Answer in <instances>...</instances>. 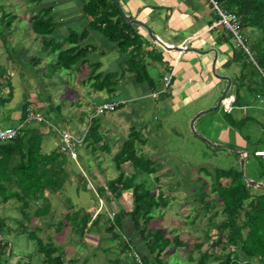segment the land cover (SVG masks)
I'll return each mask as SVG.
<instances>
[{
    "label": "crops",
    "instance_id": "obj_1",
    "mask_svg": "<svg viewBox=\"0 0 264 264\" xmlns=\"http://www.w3.org/2000/svg\"><path fill=\"white\" fill-rule=\"evenodd\" d=\"M117 1L126 16L144 23L165 45L179 47L180 50L163 49L137 25L132 29L142 38L138 50L132 44L123 47L119 44L121 39L111 41L101 30L90 25L92 18L85 12L87 0H0V77L9 88L7 94L11 91V97L0 110V115H4L3 121L11 126L2 127L3 121L0 120V129L21 125L27 115L23 117L24 108L27 112L40 114L44 122H32L26 126L40 134L43 152L48 153L60 143L57 132L54 137H46L52 132L50 125L67 130L71 125L76 131L72 133L82 136L89 122L91 128L94 127V136L88 134L78 149V163L80 161L88 168L83 173L96 178L98 186L114 178L107 181V178H100L99 174L104 173L102 162L107 158L110 164L113 163V155L126 141L130 128L140 131L141 139L145 141L143 147L146 148L142 152H147L146 158H161L167 141L172 142L173 139L184 147L200 146L191 138L190 121L198 112L215 105L217 91L224 89L226 84L222 77H229L223 73L232 65V50L235 48L229 41V33L215 26L218 17L207 0ZM117 18L116 15L112 19L116 21ZM83 33L86 34L82 37ZM71 34L74 36L69 40ZM14 47H18L22 57L16 58L11 54L10 48ZM75 47L82 48L83 52L76 64L70 69L59 67V53ZM130 55L145 65L146 70L140 74L139 80L135 72L127 68ZM25 64L30 65L29 71L33 76L41 74L48 80L42 84L47 92L57 85L51 80L53 78L67 75L73 80L70 85L59 88L57 94L50 92L42 103L39 93L32 87L34 77L24 73ZM106 76L113 79L100 90V82ZM21 77L29 79L25 84L30 86L29 92L21 87ZM166 77H171V86L161 93ZM2 91L7 92L4 88ZM117 101L123 102L121 108L103 117L90 118L98 104ZM44 109L45 114L42 112ZM49 116L55 117V123ZM224 129L230 130L227 125ZM176 135L179 138H173ZM152 160L157 162L158 174L161 164L156 159ZM70 176L73 184L75 179L77 182L73 188L86 190V186L79 185V180L74 179L76 175L69 171ZM127 193L130 192L124 195ZM45 195L50 203L54 200L70 202L58 194ZM9 202L0 205V219L4 222L0 234L3 238L1 244H10L12 257L10 255L8 260L1 258L0 264H40L41 255L30 233L35 228L40 229L36 236H39L38 232L47 231L54 212L32 218L30 226L24 229L19 227L23 223L22 215L16 205ZM85 212L90 213L88 210ZM101 228L97 227L89 234Z\"/></svg>",
    "mask_w": 264,
    "mask_h": 264
},
{
    "label": "trees",
    "instance_id": "obj_2",
    "mask_svg": "<svg viewBox=\"0 0 264 264\" xmlns=\"http://www.w3.org/2000/svg\"><path fill=\"white\" fill-rule=\"evenodd\" d=\"M220 1L224 9L238 16L242 36L246 42L249 41L250 50L258 52L256 59L252 56V63L241 47H233L231 62L237 63L240 70L237 78L233 81L231 79V87L236 89L235 93L230 94L233 95L234 101L230 111L224 112L223 118L230 130H238L251 123L263 130V137L254 142L251 154L247 148L241 147L239 150L246 155L245 162L252 156V159L259 163L257 181L264 184V164L260 163L264 156L257 154L264 152V119L260 122L258 116L253 113L256 109L264 116V109L259 104V97L264 99V0ZM85 12L92 18V28L101 30L111 41L121 39L119 44L123 47L132 44L136 45L134 49L140 48L141 36L123 19L112 0H87ZM116 15L118 18L114 21L112 18ZM47 31L50 32V29ZM85 34L83 33L82 37ZM73 36L71 34L69 40ZM228 37L231 39V35ZM81 53L82 48L77 47L61 51L58 55L59 67L70 69L76 64ZM133 59L134 55H130L126 65L128 70L135 72L139 80L140 74L146 70L145 65ZM111 79L113 78L110 76L103 78L100 90L111 83ZM241 87L243 95L239 93ZM9 97L11 91L8 97L0 102L6 103ZM234 111L242 113L238 119L232 115ZM26 113L24 108L23 117ZM26 125L28 124L22 126L19 135L14 139L0 142V205L14 200L18 213L23 217V223H20L19 227L24 229L30 226L32 218L49 214V200L45 193L56 195L64 189L69 179L67 153L62 152L58 146L48 153L43 152L40 134ZM93 128L88 126V134L92 137ZM142 140L139 130L129 129L126 141L112 158L116 176L96 188L99 198L106 202L119 201L123 193L130 192L132 206L128 211L120 210V213L131 219L145 244V255L138 254L140 264H169L166 256L175 248L186 250L187 264H264V189L248 185L236 163L229 169L214 171V181L210 187L211 195L214 196L211 197L212 200L205 191L207 183L203 180L196 189H189L188 196L186 195L187 200L191 198V203L194 204L195 214L186 215L185 219L191 226H194L198 219L206 220L204 237L210 238V231L215 230V239L210 248L213 250L216 247L217 253H213L210 248L202 249L204 243L200 240L191 245L179 235L166 237L163 228L152 229L154 210L167 208L172 198L162 191L155 195L144 182H138L139 175L153 176L155 184H159V177L161 178V175L156 174L157 162L139 153L138 145L145 144ZM236 158L239 160L240 154ZM125 163L130 164L132 172L127 173L122 168ZM182 183L179 181L178 184ZM68 208L70 211L65 213L64 217L66 220L73 219L74 226L71 231L80 238L84 233L102 226L101 230L110 233L111 239L117 241L123 251L125 249L129 253L135 252L131 251L134 249L133 243L124 239L125 236L121 233V216L115 214L110 219L99 212L92 219V214L88 212ZM70 213L73 214L72 217ZM104 222L108 224L104 225ZM25 224L27 225L24 226ZM61 225L64 227L66 224ZM3 228L4 222L0 219V230ZM60 230L58 227L57 231ZM37 231L40 229L35 228L30 235L35 239L37 251L41 255L40 264H79L76 258H70L66 262L62 249L36 236ZM6 244H0V259L11 255ZM87 260L84 259L80 264H85Z\"/></svg>",
    "mask_w": 264,
    "mask_h": 264
},
{
    "label": "rangeland",
    "instance_id": "obj_3",
    "mask_svg": "<svg viewBox=\"0 0 264 264\" xmlns=\"http://www.w3.org/2000/svg\"><path fill=\"white\" fill-rule=\"evenodd\" d=\"M219 3L223 7V4L220 0ZM231 39L229 41L234 44L235 48H240L237 46L235 40ZM245 44V46L251 53V57L255 56L256 59V55L258 52L254 50L252 52V50H250L249 41H247ZM10 50L12 52L11 54L15 55L16 58L17 56L22 57V54L18 50V47L10 48ZM248 59L249 61H252L249 56ZM24 68V73L33 76V74H31L29 71L30 65L25 64ZM239 70L240 66L237 63H232V65L223 74L229 76L228 78H230V80L232 79L233 81L234 78H237ZM60 72L64 73L63 71ZM149 72L150 75H152L151 71ZM33 77V90L36 91V93H39L42 103H44V101L48 98L50 92V94H57L59 92V88H61L62 86L70 85V82L73 80L72 77L68 78L67 75H61L58 76V78H53L51 80L54 81V83L57 85H55L56 87L52 86L47 92V89L44 88L42 84L44 82L46 83L48 80L44 79L41 74L38 77ZM153 77L156 78V76ZM20 81L22 83L20 84L21 87L29 92L30 86L25 85L29 82V79L21 77ZM54 87L55 89H52ZM2 88H4L7 92L4 93L2 91ZM226 88L227 82L224 86V89H222L221 91H217V101L215 105L211 107V109L217 106V103L218 101H220L221 96H223ZM8 90V86H6V84L3 83V79L0 78V100H2V98L4 97H8ZM235 91L236 89L232 86L231 89L224 95L228 96L235 93ZM239 93L241 95L244 94L242 87L239 90ZM227 98L228 97H225V99ZM261 98L262 97H259V104H261L264 109V99ZM223 101L221 102L218 109L211 111L208 114L202 115L193 124L194 130L197 135L202 136L209 143L217 145L218 147H212L207 143L197 139L190 131L192 134L191 138L199 143V147L186 145L185 148L180 144V142L176 143L173 141V139L172 142L167 141V144L165 145L163 152L161 153V158H150L156 159L161 164L159 168L160 172L157 174L159 176L161 175V179L159 177V184H155L153 182V176L151 175L138 176V182H144L146 187L155 195H158V193L162 191L163 193H168L169 195H171L172 198L170 199V203L167 208L154 210L153 220L151 222L152 229L155 230L158 228H163L166 237L172 238L175 235H179L182 240L189 242L191 245L200 240L204 243L202 249L210 248L212 241H214L215 239L216 233L215 230L212 229L210 231L211 237L206 239L204 237V234L206 232L204 229L206 223L205 219L201 221L198 219L194 226L189 225L187 219H185L186 215L195 214V207H193L194 204L191 203V198L190 200H187L186 198V195L188 196V190L196 189V187L201 184V180H203L207 183V189L205 191L209 193V199H211V197H214L213 195H211L210 191L211 184L214 181V171L216 169H229V167L235 165V163L240 168L239 160H237L236 158V156L239 155V149H241V147L247 148L251 154L252 149L254 148V142L256 143L258 139L263 137V130H261L258 125H255L253 123L239 128V131L236 129L225 131L224 128L226 127V125H229L223 118V114L224 112L229 111L224 108ZM58 103H60L59 99ZM3 106V103L0 102V110H2ZM42 112L43 114H45L46 110L44 109ZM253 113L258 116L257 118L260 122L263 121L264 116H262V114H260L256 109H254ZM241 114L242 113H236V111L232 113V115H234L236 119H238ZM3 117L4 115L1 113L0 120L3 121ZM49 117L52 119L51 121L55 123L53 119L55 117ZM1 125L2 127L11 126L4 121ZM18 126L19 125L15 127ZM88 126L89 122H87L85 129H87ZM72 128L73 127L70 125L69 130L71 132H76ZM50 129L52 132H50V134L46 137H51V135L54 137L56 135V131L52 128ZM61 130L65 129L62 128ZM126 132L127 131H125V133L123 132L124 135L126 134ZM173 138L177 139L179 137L176 135ZM44 143L45 138L43 137V144ZM138 146L139 153L146 156L147 152H142V150H144L146 146ZM108 160L110 159L106 158V160L102 162L104 173L103 175L99 174L100 178H107L105 181H107L111 177L116 176V171H114V164H110ZM260 163L263 165L264 159L261 160ZM79 165H77L75 162L69 161V165L67 166V168L70 173L73 172L76 175V177L74 176V179L77 178V180H79V185L84 184L86 186V190L73 188L75 185H77V182L75 181V179L73 184L72 178L70 176L68 179V183L64 187V189L57 193L58 195L63 196V198H65L66 200L69 199V204H67L65 200H54L51 203L47 202V205H49V213H52V210L54 212L53 221L51 225L49 224L50 228L47 229V231L44 230L43 232H38L39 236L44 241H50V243H52L53 245L61 248L66 262L70 258H76L79 264L82 263L84 259H88L85 264H135L136 262L134 261L136 259V254L145 255V244L141 241L138 232L133 228V223L130 222V218L124 217L120 213V210L128 211L131 208V194L127 193L124 195L123 193L120 200L118 201L119 203H116L115 201L106 202L103 198H99L97 195V179L92 177V175L89 173L86 174L87 179H85L82 174L83 172H86L88 168L86 169L83 163L80 161ZM258 166L259 163H256L255 159H252V156H250L249 160L244 163L242 176L246 183L252 181L256 182L257 184H262L261 182L257 181V170L259 169ZM122 168L127 173L132 172L130 164L125 163L122 165ZM161 171L164 173L161 174ZM79 175L83 177L82 180L79 178ZM179 181H182L183 183L178 184ZM9 203H12V206L16 205L14 200H11ZM68 207H72L74 211L80 212L88 210L92 214V218H94L95 215L99 212L104 213L105 216L110 219H112L115 214L121 216L122 225L124 226L121 233L123 234V236H125L124 239L132 240L134 249H132L131 251L135 252L129 253L125 249L123 251L118 242L111 239V234L105 232L103 229L98 230V232L95 231L91 234L84 233V235L79 239V237L73 231H71V228H73L74 226L72 224L73 219L71 218L66 220L64 217V214L70 211ZM70 214V217H72L73 214ZM61 224L66 225L63 227ZM107 224V222H104V225ZM58 227L61 228L59 232L57 231ZM211 251L213 253H217L218 250L216 247H214V249H211ZM194 255L196 256L197 254L195 253ZM166 258L169 264L188 263L186 258V250L184 248L173 249L171 253L166 256ZM4 259L8 260V257H4ZM1 261H3V259Z\"/></svg>",
    "mask_w": 264,
    "mask_h": 264
},
{
    "label": "built area",
    "instance_id": "obj_4",
    "mask_svg": "<svg viewBox=\"0 0 264 264\" xmlns=\"http://www.w3.org/2000/svg\"><path fill=\"white\" fill-rule=\"evenodd\" d=\"M207 1L211 4L212 10L215 12V14L218 17L215 26L222 27L226 32H228L231 35L232 39L235 40L237 46L241 47L246 52V54L251 58V60H253L249 49L245 46L246 40L241 34L240 22L238 16L235 13L229 12L226 9H224V7L220 5L219 0H207ZM170 86H171V77H166L164 79V87L161 93H164L167 90H169ZM233 101H234L233 96H230L223 101L224 108L227 111H230L231 103ZM122 106H123V102L121 101L100 103L93 109V113L90 118L93 119V118L102 117L107 113L116 111ZM32 122L35 123L44 122V118L40 114H36L33 113L32 111H28L23 123L18 127H9V128L0 129V142H6L14 139L19 135L22 126H24L25 124H30ZM50 126L60 136V143L58 146L59 149L62 152L67 153L69 159H71L73 162L79 165L78 149L85 141V137L88 134V128L86 129V132L82 136H78V135H74L72 132H70L67 129L65 130L58 129L53 124ZM257 154L264 156V152ZM83 175L86 177V174L83 173ZM1 242H3V238L0 234V244ZM7 251H10V244L7 245ZM134 262H136L135 264H140V258L137 254Z\"/></svg>",
    "mask_w": 264,
    "mask_h": 264
},
{
    "label": "water",
    "instance_id": "obj_5",
    "mask_svg": "<svg viewBox=\"0 0 264 264\" xmlns=\"http://www.w3.org/2000/svg\"><path fill=\"white\" fill-rule=\"evenodd\" d=\"M112 2L114 3V5L118 8L121 16L124 18V20L131 26H134V25H137L141 28H143L144 30H146L147 32V35H148V38L155 44L159 45L160 47H162L163 49L165 50H180L179 47H170V46H167L165 45L158 37H156L153 33H152V30L149 29L144 23H142L141 21H138V20H135V19H132L131 17L129 16H126L123 11H122V8L119 4V2L117 0H112ZM222 79H224V81L227 82V88L224 92V94H226L231 86V80L230 78L228 77H222ZM223 94V96H221V99L220 101H218L217 103V106L214 107L213 109H206L204 111H200L198 112L190 121V124H189V128H190V131L192 132V134L199 140L207 143L208 145L212 146V147H218L217 145H213L211 143H209L206 139H204L202 136L200 135H197V133L195 132L194 130V122L199 118L201 117L202 115L204 114H208L210 113L211 111H214L216 109H218L220 107V104L222 102V100L224 99L225 95ZM220 147V146H219ZM239 154H240V158H239V163H240V171H241V174L243 175V168H244V162H245V157L246 155L244 153H242V151H239ZM248 185L250 186H253V187H257V188H260V189H264V184H257L256 182H252V181H249L247 182Z\"/></svg>",
    "mask_w": 264,
    "mask_h": 264
}]
</instances>
